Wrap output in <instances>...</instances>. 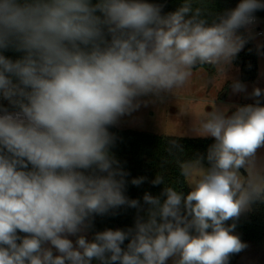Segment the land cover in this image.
<instances>
[{"label": "clouds", "instance_id": "1", "mask_svg": "<svg viewBox=\"0 0 264 264\" xmlns=\"http://www.w3.org/2000/svg\"><path fill=\"white\" fill-rule=\"evenodd\" d=\"M163 8L148 0H0V99L8 102L0 104V264H229L248 247L235 229L264 204V89L254 87V103L230 114L214 101L197 118V135L214 143L179 163L191 178L187 194L171 186L145 192L146 216L125 195L130 173L111 151L117 136L109 129L175 96L198 67L225 74L259 35L264 0L216 14L204 0ZM9 49L23 55L8 58ZM231 88L247 92L239 80ZM172 147L183 150L175 140ZM125 206L138 210L134 227L87 238L95 216Z\"/></svg>", "mask_w": 264, "mask_h": 264}, {"label": "trees", "instance_id": "2", "mask_svg": "<svg viewBox=\"0 0 264 264\" xmlns=\"http://www.w3.org/2000/svg\"><path fill=\"white\" fill-rule=\"evenodd\" d=\"M95 2L96 0H93V3ZM148 2L163 4V13H167L178 8L183 0H148ZM239 2L240 0H204V6L216 14L222 13L226 9L235 8ZM255 15L258 18H263L264 10H258ZM241 31L243 32V29ZM260 52L264 53V47H261L258 52L257 45L251 40L233 61L240 67V77L243 81L253 82L257 79ZM3 54L13 60L23 55V53L12 49L4 51ZM261 104L264 105V98H261ZM109 130L117 136L116 144L111 151L124 169L130 173L126 177L128 183L125 195L130 199L140 200L143 209L139 212L141 216H146L148 208V205L143 201L145 192L158 196L165 186H171L187 194L191 189L187 186L185 177L180 174L179 163L195 158L198 154L206 155L208 147L214 143L212 137H177L117 127H112ZM174 140L182 146L183 150L172 147ZM203 163L208 166L206 160ZM157 175L164 178V184L153 186L151 181ZM141 176L147 179L140 186L130 183L131 179ZM137 214V209L125 206L112 210L106 215L95 216L93 227L89 229V240H92L95 232L98 231L105 229L126 230L129 227H134ZM228 223L230 224L232 221ZM236 223L235 234H238L248 247L238 254H233L229 264H264V204L254 205L253 210L243 214ZM19 234L24 235L23 233ZM127 243L126 240L122 247L126 248ZM92 264H99V262L94 260Z\"/></svg>", "mask_w": 264, "mask_h": 264}, {"label": "rangeland", "instance_id": "3", "mask_svg": "<svg viewBox=\"0 0 264 264\" xmlns=\"http://www.w3.org/2000/svg\"><path fill=\"white\" fill-rule=\"evenodd\" d=\"M258 24L264 27V19L259 20ZM253 41L256 45L263 46L257 35ZM234 80L244 83L247 92L234 94L231 88ZM254 87L264 89V55L262 54L258 55V76L253 82L241 79L240 67L234 62L226 69L225 74L218 68L201 66L193 70L188 85L179 90L175 96H168L162 102L149 103L147 107L142 106L131 116L122 118L120 124L115 127L148 131L159 135L197 138L200 137L196 133L197 118L214 101L218 106L228 107L230 114L237 105L254 103V100L247 96ZM259 155L264 157V149L259 150ZM204 166L207 167L206 164ZM190 179H186L187 186ZM85 235L90 239L89 230ZM69 238L75 242L76 237ZM54 254H57L55 250ZM168 264H172V261L169 260Z\"/></svg>", "mask_w": 264, "mask_h": 264}, {"label": "built area", "instance_id": "4", "mask_svg": "<svg viewBox=\"0 0 264 264\" xmlns=\"http://www.w3.org/2000/svg\"><path fill=\"white\" fill-rule=\"evenodd\" d=\"M263 19H264V17H263V18H258V17H257V20H258V21H259V20H263ZM254 31H255V33H258V34H259V35H257V36H258L259 39L261 40V43L264 44V27L260 26V25L258 24V22H257V24H256L255 27H254ZM0 104L8 105V102L5 101V100L0 99Z\"/></svg>", "mask_w": 264, "mask_h": 264}]
</instances>
